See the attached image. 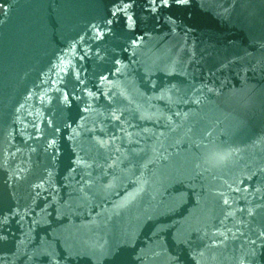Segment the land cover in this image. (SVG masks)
I'll use <instances>...</instances> for the list:
<instances>
[{
  "label": "water",
  "instance_id": "1",
  "mask_svg": "<svg viewBox=\"0 0 264 264\" xmlns=\"http://www.w3.org/2000/svg\"><path fill=\"white\" fill-rule=\"evenodd\" d=\"M0 264H264V0H0Z\"/></svg>",
  "mask_w": 264,
  "mask_h": 264
},
{
  "label": "snow or ice",
  "instance_id": "2",
  "mask_svg": "<svg viewBox=\"0 0 264 264\" xmlns=\"http://www.w3.org/2000/svg\"><path fill=\"white\" fill-rule=\"evenodd\" d=\"M174 2L178 5H183L187 3V0H174ZM153 5L155 4V0H152ZM163 6H169V0H161Z\"/></svg>",
  "mask_w": 264,
  "mask_h": 264
}]
</instances>
